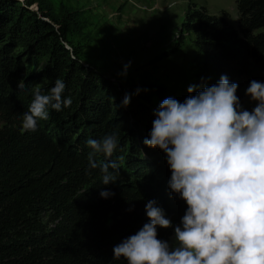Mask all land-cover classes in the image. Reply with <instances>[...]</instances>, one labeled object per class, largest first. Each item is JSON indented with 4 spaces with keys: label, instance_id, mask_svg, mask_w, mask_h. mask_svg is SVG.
<instances>
[{
    "label": "trees",
    "instance_id": "obj_1",
    "mask_svg": "<svg viewBox=\"0 0 264 264\" xmlns=\"http://www.w3.org/2000/svg\"><path fill=\"white\" fill-rule=\"evenodd\" d=\"M187 5L182 27L192 31L200 55L195 84L211 86L222 74L238 85L264 82V0H235L236 26L202 5ZM77 18L78 10L62 12L66 22ZM58 21L48 0H0V264H127L113 258V247L148 222L149 200L174 226L182 217L153 194L156 180L170 168L162 150L143 143L155 119L150 96L183 102L190 94L157 85H114L69 52L65 33L53 25ZM25 56L43 59L44 66L27 73ZM56 79L65 83L70 107L49 108L36 132L22 131L33 91L48 94ZM21 80L23 90L17 88ZM125 94L131 96L127 107ZM112 133L119 140L111 159L134 162L132 172L146 197L121 183L102 184L103 154L93 157L98 167H90L86 141ZM146 156L154 166L135 164ZM101 190L115 195L102 198ZM45 211L49 225L39 218ZM172 229L158 227V239L168 240Z\"/></svg>",
    "mask_w": 264,
    "mask_h": 264
},
{
    "label": "clouds",
    "instance_id": "obj_2",
    "mask_svg": "<svg viewBox=\"0 0 264 264\" xmlns=\"http://www.w3.org/2000/svg\"><path fill=\"white\" fill-rule=\"evenodd\" d=\"M129 64L124 66L126 75ZM203 79V78H202ZM23 80L18 89H25ZM56 79L48 94L33 91L22 131L36 132L49 108L61 111L72 100ZM239 85L226 74L211 86L192 84L183 102L168 97L154 110L149 137L143 143L166 154L171 176L168 188L185 201L180 223L173 225L162 207L149 200L148 222L113 247V258L127 264H264V82H249L245 94L255 107L249 111L237 95ZM197 89H200L197 91ZM139 92V90H137ZM195 93V94H192ZM125 94L122 105L130 103ZM116 133L88 139L89 164L103 154L102 184L116 183L119 163ZM115 193L101 190L102 198ZM159 228H173L174 241L158 239Z\"/></svg>",
    "mask_w": 264,
    "mask_h": 264
},
{
    "label": "rangeland",
    "instance_id": "obj_3",
    "mask_svg": "<svg viewBox=\"0 0 264 264\" xmlns=\"http://www.w3.org/2000/svg\"><path fill=\"white\" fill-rule=\"evenodd\" d=\"M48 1L54 16L59 18V24L54 22V27L66 35L63 45L71 54L75 51L84 66L93 68L117 86L147 84L182 92L195 84L200 55L193 43L192 31L182 27L187 4L202 5L208 13L224 17L232 26H236L237 22L235 0ZM29 7L34 9L35 4ZM64 9L78 10L75 23L61 20ZM23 60L25 70L30 74H36L44 66L43 59L25 56ZM129 62L130 67L124 75V66ZM248 86L249 83H241L237 95L242 107L251 111L256 102L245 94ZM162 100L151 94L148 107L154 111ZM153 161L146 156V161H136L135 164L148 169L154 166ZM100 162L105 163L106 160ZM133 165L134 162L130 161L120 163L119 173L109 170L117 176V183L146 197L142 193V184L132 172ZM165 168V176L161 175L156 180L153 194L183 216L187 205L168 188L171 171L165 173ZM39 218L42 223L50 224L48 211L40 213ZM167 241L175 243L174 229Z\"/></svg>",
    "mask_w": 264,
    "mask_h": 264
}]
</instances>
